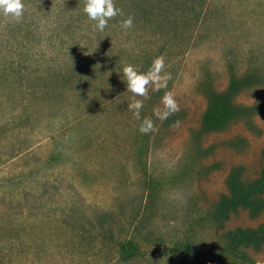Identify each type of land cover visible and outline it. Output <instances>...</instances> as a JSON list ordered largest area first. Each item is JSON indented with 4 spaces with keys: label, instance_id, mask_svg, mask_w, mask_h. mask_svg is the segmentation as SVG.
<instances>
[{
    "label": "rangeland",
    "instance_id": "obj_1",
    "mask_svg": "<svg viewBox=\"0 0 264 264\" xmlns=\"http://www.w3.org/2000/svg\"><path fill=\"white\" fill-rule=\"evenodd\" d=\"M117 1L103 32L78 13L43 30L0 15V264H249L222 233L256 227L264 204L223 196L264 164V0ZM161 55L172 79L149 89L141 118L158 130L141 134L122 67ZM165 91L180 111L161 122ZM213 93L236 113L207 130ZM243 249L264 264V238Z\"/></svg>",
    "mask_w": 264,
    "mask_h": 264
},
{
    "label": "trees",
    "instance_id": "obj_2",
    "mask_svg": "<svg viewBox=\"0 0 264 264\" xmlns=\"http://www.w3.org/2000/svg\"><path fill=\"white\" fill-rule=\"evenodd\" d=\"M120 1L118 0L117 2ZM129 1L133 3L135 8L140 10L138 0ZM24 2L29 3V7L25 8L24 16L30 17L31 20L35 18L42 30L49 23L53 24L54 28L61 26L65 23L66 16L73 17L77 13L82 16V19L86 18L88 20L82 11L83 0H25ZM170 7L166 5L164 7L165 11L172 10ZM154 8V5L149 6L147 11L152 14L154 13ZM77 17L79 16L77 15ZM79 19L81 18L79 17ZM235 84L236 82L233 81L232 85L235 86ZM234 113H236V107L228 100V95L225 93H213L209 96L207 107L203 113L202 124L207 130L219 129ZM14 155L16 154H11V156ZM262 155L264 157V149ZM229 184L230 192L228 195L223 196L229 209H235L236 206H240L242 208H251L257 212L263 206L264 201L261 194L264 191V164L259 175L244 185L239 183L236 177L230 178ZM222 236L227 242V249L235 258L249 264H259L258 261L246 254L243 247L250 244L253 246L259 245L264 238V221L260 222L256 227L228 229L222 233ZM132 244L131 241H126L121 245L123 258L132 257L134 252L138 250Z\"/></svg>",
    "mask_w": 264,
    "mask_h": 264
},
{
    "label": "clouds",
    "instance_id": "obj_3",
    "mask_svg": "<svg viewBox=\"0 0 264 264\" xmlns=\"http://www.w3.org/2000/svg\"><path fill=\"white\" fill-rule=\"evenodd\" d=\"M82 11L88 20L93 22V31L99 32L106 29L110 20L124 15L122 9L115 5L114 0H83ZM24 12L25 4L23 0H0V15L4 17L6 22H21ZM133 21L132 16L122 19L119 22L120 28L126 33L133 27ZM122 77L121 80L125 82L126 90L133 96L132 101L127 104V108L133 113L134 119L141 121L138 131L141 134L156 132L158 129L152 118H141V110L144 107V100L150 99L149 89L152 92L166 89L168 81L172 79L171 73L165 70L164 56L153 58L151 65L144 72L139 71L136 66L126 63L122 67ZM136 97H142L143 99H137ZM160 103L162 107H154L152 113L161 122L180 111V106L172 91H165Z\"/></svg>",
    "mask_w": 264,
    "mask_h": 264
}]
</instances>
